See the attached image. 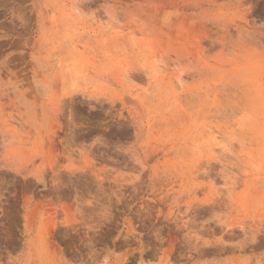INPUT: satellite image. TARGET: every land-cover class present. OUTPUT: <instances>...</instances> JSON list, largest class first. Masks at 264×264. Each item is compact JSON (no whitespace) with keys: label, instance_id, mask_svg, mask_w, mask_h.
Returning a JSON list of instances; mask_svg holds the SVG:
<instances>
[{"label":"rangeland","instance_id":"374dc122","mask_svg":"<svg viewBox=\"0 0 264 264\" xmlns=\"http://www.w3.org/2000/svg\"><path fill=\"white\" fill-rule=\"evenodd\" d=\"M0 23V264H264V0Z\"/></svg>","mask_w":264,"mask_h":264},{"label":"bare ground","instance_id":"6f19581e","mask_svg":"<svg viewBox=\"0 0 264 264\" xmlns=\"http://www.w3.org/2000/svg\"><path fill=\"white\" fill-rule=\"evenodd\" d=\"M21 5H22V4H21ZM26 7H27V6H26ZM26 7H25V8H26ZM165 7H166V5H165ZM262 7H263V6H262ZM258 10H259V9H258ZM13 20H14V19H13ZM0 24H1V23H0ZM2 24H3V23H2ZM5 24H6V23H5ZM27 25H28V24H27ZM27 25H26V26H27ZM14 26H15V25H14ZM3 27H4V26H3ZM229 27H230V26H229ZM7 28H8V27H7ZM25 28H26V27H25ZM27 28H28V27H27ZM13 29H14V28H13ZM15 29H16V28H15ZM27 30H28V29H27ZM18 31H19V30H18ZM15 39H16V38H15ZM15 39H14V42H15ZM17 39H18V38H17ZM23 39H24V38H22V40H23ZM29 39H30V38H29ZM26 40H27V38H26ZM2 42H3V41H2ZM8 42H9V41H8ZM5 43H6V42H5ZM22 43H23V41H22ZM17 46H18V44H17ZM17 46H15V47H17ZM19 47H20V46H19ZM24 47H25V46H24ZM0 51H2V50H0ZM1 54H2V53H1ZM13 56H14V55H13ZM13 56H12V57H13ZM16 56H17V55H16ZM16 56H15V57H16ZM23 56H24V55H23ZM15 57H14V58H15ZM20 58H21V57H20ZM19 60H20V59H19ZM22 60H23V59H22ZM17 62H18V61H17ZM15 64H16V63H15ZM17 64H18V63H17ZM27 64H28V63H27ZM29 64H30V63H29ZM8 65H9V64H8ZM19 65H20V64H19ZM14 66H16V65H14ZM28 66H29V65H28ZM6 67H7V66H6ZM5 74H6V71H5V70H0V79L3 78V75H5ZM6 75H7V74H6ZM7 77H8V76H7ZM29 83H30V82H29Z\"/></svg>","mask_w":264,"mask_h":264}]
</instances>
